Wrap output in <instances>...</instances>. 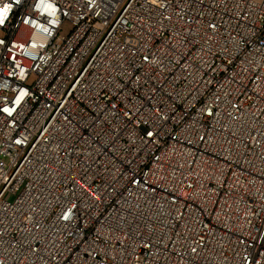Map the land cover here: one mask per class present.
Instances as JSON below:
<instances>
[{"label": "built area", "instance_id": "2783aa9c", "mask_svg": "<svg viewBox=\"0 0 264 264\" xmlns=\"http://www.w3.org/2000/svg\"><path fill=\"white\" fill-rule=\"evenodd\" d=\"M0 264H264V0H0Z\"/></svg>", "mask_w": 264, "mask_h": 264}, {"label": "rangeland", "instance_id": "374dc122", "mask_svg": "<svg viewBox=\"0 0 264 264\" xmlns=\"http://www.w3.org/2000/svg\"><path fill=\"white\" fill-rule=\"evenodd\" d=\"M9 199H11L12 197L11 196H8Z\"/></svg>", "mask_w": 264, "mask_h": 264}]
</instances>
